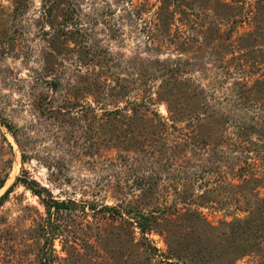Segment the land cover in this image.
Here are the masks:
<instances>
[{"label": "rangeland", "instance_id": "1", "mask_svg": "<svg viewBox=\"0 0 264 264\" xmlns=\"http://www.w3.org/2000/svg\"><path fill=\"white\" fill-rule=\"evenodd\" d=\"M2 181L0 264H264V0H0Z\"/></svg>", "mask_w": 264, "mask_h": 264}, {"label": "trees", "instance_id": "2", "mask_svg": "<svg viewBox=\"0 0 264 264\" xmlns=\"http://www.w3.org/2000/svg\"><path fill=\"white\" fill-rule=\"evenodd\" d=\"M3 184V181L0 183V186ZM36 191H39V190H36Z\"/></svg>", "mask_w": 264, "mask_h": 264}]
</instances>
